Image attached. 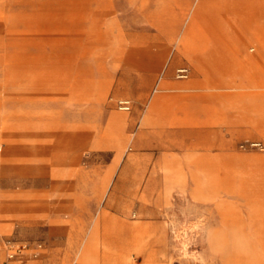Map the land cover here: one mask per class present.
<instances>
[{
	"label": "rangeland",
	"instance_id": "1",
	"mask_svg": "<svg viewBox=\"0 0 264 264\" xmlns=\"http://www.w3.org/2000/svg\"><path fill=\"white\" fill-rule=\"evenodd\" d=\"M193 80L209 122L145 125ZM257 141L264 0H0V260L10 241L81 264L96 224V264H264Z\"/></svg>",
	"mask_w": 264,
	"mask_h": 264
},
{
	"label": "crops",
	"instance_id": "2",
	"mask_svg": "<svg viewBox=\"0 0 264 264\" xmlns=\"http://www.w3.org/2000/svg\"><path fill=\"white\" fill-rule=\"evenodd\" d=\"M176 56L191 57L181 50L179 52L178 51L176 52ZM200 56L202 55L199 54V57L195 58L196 59L195 61H197L196 68H197L198 73L205 72L204 64L200 62L201 61ZM182 67H188L190 69V75H191V68L188 65H181L180 67L175 69V77H176L177 69L182 68ZM189 77L187 79H189ZM187 79H179V80H187ZM194 85H196L195 80L178 86L177 90L180 92L179 96L174 97L173 99L169 101L164 100L163 93L156 95L150 102V111L148 112L144 120L145 125H155V126H160L162 128H169L175 125H185V124L196 123V122H200V123L209 122L211 118L209 117V114L207 112L202 113V115H198V111L196 107V105H198L199 103L198 99L193 98L194 96L192 95L189 96L187 94L189 89L192 88ZM191 102L192 103L194 102L193 105H191ZM201 108L204 109L203 106H201ZM177 112H180L181 115H178ZM121 120L125 124L127 120V116L126 115L121 116ZM162 132H163V136L172 137L174 135L173 132L169 130L164 129L162 130ZM257 142L261 143L264 146L263 142H260V141H257ZM261 151L264 152L263 150ZM179 173H181L183 176V173L181 170H173V169L170 170L169 169V173L167 174L168 180L171 182L172 181L171 179L174 176H177ZM241 176H242V170H235V171H230L229 175H227L226 178H231V177L237 178Z\"/></svg>",
	"mask_w": 264,
	"mask_h": 264
},
{
	"label": "built area",
	"instance_id": "3",
	"mask_svg": "<svg viewBox=\"0 0 264 264\" xmlns=\"http://www.w3.org/2000/svg\"><path fill=\"white\" fill-rule=\"evenodd\" d=\"M190 75L188 67L177 69L176 77L178 79H187ZM119 110L129 112L132 108V103L128 99H121L117 102ZM252 147L259 148L264 151V146L258 142H251ZM7 254L4 260H0V264H36V261L41 256V246L31 248L28 244L5 242Z\"/></svg>",
	"mask_w": 264,
	"mask_h": 264
},
{
	"label": "bare ground",
	"instance_id": "4",
	"mask_svg": "<svg viewBox=\"0 0 264 264\" xmlns=\"http://www.w3.org/2000/svg\"><path fill=\"white\" fill-rule=\"evenodd\" d=\"M181 43H182L181 51H183L184 53H186L187 55H189L193 59H195V56H192V54L189 52L190 42H189V39L186 38V35L181 38ZM201 63L204 64V67H205L204 71L208 72L209 71V64H211V63H209V62H201ZM259 128L261 130H263V125H260ZM259 161L264 163V157H260ZM182 179H183V176L181 173H179L177 176H174L171 179L172 180L171 182L172 183H179ZM225 217H227V216H225L222 213V218L224 219ZM97 244H98V227L96 224H94L90 230L87 242L83 245V247H82V249L78 255V259L80 260L81 264H83V263L96 264V262H97V251H96ZM105 247H108L107 244L105 245ZM103 249H105V248H103Z\"/></svg>",
	"mask_w": 264,
	"mask_h": 264
}]
</instances>
